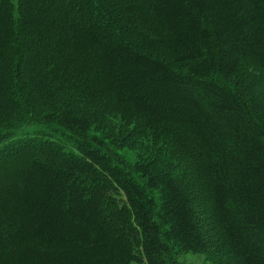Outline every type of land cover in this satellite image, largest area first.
<instances>
[{
    "label": "trees",
    "instance_id": "16d2710c",
    "mask_svg": "<svg viewBox=\"0 0 264 264\" xmlns=\"http://www.w3.org/2000/svg\"><path fill=\"white\" fill-rule=\"evenodd\" d=\"M107 113L187 178L114 151ZM175 252L264 264V0H0V264Z\"/></svg>",
    "mask_w": 264,
    "mask_h": 264
},
{
    "label": "rangeland",
    "instance_id": "374dc122",
    "mask_svg": "<svg viewBox=\"0 0 264 264\" xmlns=\"http://www.w3.org/2000/svg\"><path fill=\"white\" fill-rule=\"evenodd\" d=\"M247 73L242 69L236 76V81H243ZM248 76V75H247ZM130 118L123 114L107 113L93 126L94 133L107 136L114 151L132 163L146 162L158 157L159 163L155 167L165 169L173 166L177 174L186 179L181 168L184 163L172 148L171 140L156 129L137 128V123L130 122ZM174 255L181 264H217L203 253L175 252Z\"/></svg>",
    "mask_w": 264,
    "mask_h": 264
}]
</instances>
